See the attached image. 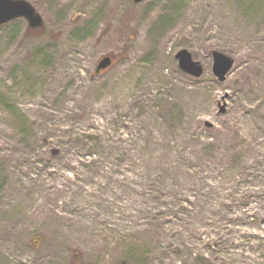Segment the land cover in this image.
Returning a JSON list of instances; mask_svg holds the SVG:
<instances>
[{
    "label": "rangeland",
    "instance_id": "1",
    "mask_svg": "<svg viewBox=\"0 0 264 264\" xmlns=\"http://www.w3.org/2000/svg\"><path fill=\"white\" fill-rule=\"evenodd\" d=\"M27 1L41 26L0 25V264H264V0Z\"/></svg>",
    "mask_w": 264,
    "mask_h": 264
},
{
    "label": "water",
    "instance_id": "2",
    "mask_svg": "<svg viewBox=\"0 0 264 264\" xmlns=\"http://www.w3.org/2000/svg\"><path fill=\"white\" fill-rule=\"evenodd\" d=\"M135 3L142 0H133ZM24 18L27 20L28 26L32 28L39 27L43 24L41 15L36 11L27 0H0V25L16 18ZM178 60V67L194 76L199 77L203 73V67L195 61L186 49H181L175 54ZM111 63L109 57H103L99 61L97 70L105 68ZM233 65V59L219 51L212 52V73L219 80L225 79L226 74Z\"/></svg>",
    "mask_w": 264,
    "mask_h": 264
},
{
    "label": "trees",
    "instance_id": "3",
    "mask_svg": "<svg viewBox=\"0 0 264 264\" xmlns=\"http://www.w3.org/2000/svg\"><path fill=\"white\" fill-rule=\"evenodd\" d=\"M156 24H157L158 26H162V25L164 24L163 19H160Z\"/></svg>",
    "mask_w": 264,
    "mask_h": 264
}]
</instances>
